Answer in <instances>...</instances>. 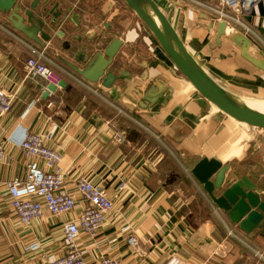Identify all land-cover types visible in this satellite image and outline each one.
<instances>
[{"label":"crops","instance_id":"1","mask_svg":"<svg viewBox=\"0 0 264 264\" xmlns=\"http://www.w3.org/2000/svg\"><path fill=\"white\" fill-rule=\"evenodd\" d=\"M153 1L186 46L189 43L177 28L181 9L195 13V18L210 24L215 33L217 23L207 13L187 9L183 3ZM56 2L59 6L54 12L61 11L63 16L54 21L49 11ZM43 9L47 10L44 14ZM197 12L207 20L199 19ZM34 13L45 17L44 31L51 37L46 54L68 71L57 57L73 62L82 45L87 46L83 53H96L120 39L122 46L108 71L121 79L110 89H103L94 88L71 71L76 78L57 71L48 81L26 78L28 49L17 39L20 35L11 29L7 17L0 14V88L14 94L12 112L0 119V141L4 143L0 163V264H40L63 253L61 227L71 215L54 217L45 213L22 226L11 213L3 185L24 176L19 145L25 132L43 133L51 122L57 129L48 145L61 153L68 191L76 195L75 181L86 177L100 183L113 199V211L99 233L92 239L81 236L79 247L86 264H98L102 256L123 264H264L248 248L227 237L225 229L235 228L244 243L264 255V227L250 234L240 232L190 174L200 159L213 158L229 167L225 187L245 176L264 196V134L237 127L202 99L121 0H48ZM73 14L76 23L70 20ZM184 17L186 26H191L186 30L189 34L192 24ZM242 20L257 35L242 34L251 41L252 54L264 58V0L253 2ZM202 29L198 25L195 30L200 33ZM81 35L84 39L76 41L75 37ZM221 46L238 52L246 75L235 74L233 81L227 72L207 62L206 56L188 49L203 70L227 90L236 93L242 83L251 86L246 90H263L264 73L241 59L239 50L227 39H222ZM130 81L140 83L141 92L158 83L163 94L146 109L138 99L134 101L125 94ZM115 130L126 132L125 142L119 144L113 139ZM245 138L248 142L243 144ZM164 151L173 157L171 161ZM172 161L177 163L176 172H172L176 165ZM121 182L126 183L123 191L118 190ZM128 237L136 239L137 247L127 245ZM32 243H39L40 248L25 251Z\"/></svg>","mask_w":264,"mask_h":264},{"label":"water","instance_id":"2","mask_svg":"<svg viewBox=\"0 0 264 264\" xmlns=\"http://www.w3.org/2000/svg\"><path fill=\"white\" fill-rule=\"evenodd\" d=\"M25 1L0 0V14L7 17V22L13 31L29 42L45 48L51 39L50 35L44 31L45 17H38L34 12L39 5L45 4L48 0H31L28 5ZM121 1L142 23L174 68L202 99L241 127L264 134V113L245 105L242 97L225 89L203 70L153 0ZM58 6V2L54 3L53 10L49 11L54 21L63 16L61 11L54 12ZM186 8L194 10L188 6ZM46 12V9L42 10V14ZM197 17L207 20L205 15L198 12ZM70 20L76 23L77 17L73 14ZM75 38L80 42L84 36ZM223 38L239 50L241 59L264 73V58L252 54L251 41L240 33L228 32L227 23L221 21L215 26V44L221 46ZM121 46V40L116 38L104 50L96 53H83L87 51V46L82 45L80 51L74 56L73 62L62 57L57 59L94 88L110 89L117 80L121 79L108 71ZM157 84L141 92L140 83L130 81L125 94L134 101L138 99L144 108H151L163 94L164 89ZM228 170L227 165H223L216 159L202 158L190 169V174L202 187L211 203L225 213L227 221L236 226L240 232L250 234L254 230L262 229L264 227V196H261V189L245 176L225 187Z\"/></svg>","mask_w":264,"mask_h":264},{"label":"built area","instance_id":"3","mask_svg":"<svg viewBox=\"0 0 264 264\" xmlns=\"http://www.w3.org/2000/svg\"><path fill=\"white\" fill-rule=\"evenodd\" d=\"M167 1L183 3L194 10L203 11L209 15L213 23L226 22L228 32L257 36L242 20L243 13L257 0ZM17 39L28 49L29 53L25 61L26 78L40 77L42 80L48 81L56 71L76 78L70 71L49 57L44 48L33 46L21 36ZM261 43L263 42L261 41ZM82 84L103 102L111 104L96 89H92L83 82ZM13 96L14 94H9L0 88V119L12 112ZM48 106L51 107L52 103H48ZM116 110L128 117L120 109L116 108ZM56 129V124L51 122L43 133L25 132L19 145L25 163L24 176L3 183L4 190L9 197L12 215L22 226H28L31 222L41 219L45 213L54 217L71 215L67 221L62 223L61 227L62 255L55 259H44L40 264H86L83 252L79 247L81 236L84 235L92 239L99 233L113 211V199L100 183H94L86 177H80L75 181L76 195L68 191L66 172L61 167V153L48 145V142L53 139ZM112 137L121 144L125 142L126 132L115 130ZM3 157L4 143L0 141V163L3 161ZM125 187L126 183L121 182L118 190L123 191ZM212 209L216 210L214 206ZM225 229L227 237L245 246L256 258L264 261L263 253L244 243L235 234V228ZM126 243L130 248L137 247L134 237H128ZM39 248V243H32L26 247L25 251L34 252ZM98 264H123V262L119 259L102 256Z\"/></svg>","mask_w":264,"mask_h":264},{"label":"rangeland","instance_id":"4","mask_svg":"<svg viewBox=\"0 0 264 264\" xmlns=\"http://www.w3.org/2000/svg\"><path fill=\"white\" fill-rule=\"evenodd\" d=\"M182 11H179L178 13L182 14L181 17L179 16V21H178V30L181 33V36L184 37V39L186 38L187 43L188 44V48L192 49L195 53V55L203 57L206 56V58L208 60H206L207 62L211 63L212 65H214L218 71L221 72H227V76H230L229 78L232 79L234 81L235 79V74L239 75V74H244L246 75V71L242 68V66L244 64H241L242 62L238 59V52H235V50L230 51H226L224 49L223 46H220L219 48L215 45L214 43V36H213V31H211V26L210 24H208L207 22H203L201 20H198L197 18H195V13H188L186 11H184L183 9H181ZM187 18L190 19V22L192 24V28H190V33L187 34V29H189L188 27L190 26H186L185 24V16ZM189 21V20H188ZM210 21V20H209ZM210 23V22H209ZM201 26L203 29V32L197 33L195 30L197 28V26ZM213 25V24H211ZM191 27V26H190ZM211 31V32H210ZM45 49V48H44ZM46 52V49H45ZM228 56V58H226V56ZM220 68V69H219ZM225 75V74H224ZM252 75V74H249ZM251 78V77H249ZM240 88V90L238 92H236L235 94L238 97H244L247 100H251L254 102H258V103H263L264 104V93L260 89L257 87H254V91H258V93H255L251 90H246V88H251V86L249 85H245V83H242L240 85H238ZM245 87V88H241ZM256 89V90H255ZM232 92V91H231ZM253 92V93H252ZM234 93V92H233ZM237 127H240L239 124H237ZM244 127V126H243ZM245 131H249L247 129L244 128ZM242 139V138H241ZM243 144H246V142H248V140L245 138L243 139ZM165 155H166V159L170 160L173 159V157L167 153L166 151H164ZM171 161V160H170ZM174 163V168L172 169V172H176L178 170L177 167V163L176 161H172ZM176 167V169H175Z\"/></svg>","mask_w":264,"mask_h":264},{"label":"bare ground","instance_id":"5","mask_svg":"<svg viewBox=\"0 0 264 264\" xmlns=\"http://www.w3.org/2000/svg\"><path fill=\"white\" fill-rule=\"evenodd\" d=\"M242 99H243L245 105H247L251 109H254L256 111L264 113V104L263 103H258V102H254V101H251V100H247L244 97H242Z\"/></svg>","mask_w":264,"mask_h":264}]
</instances>
